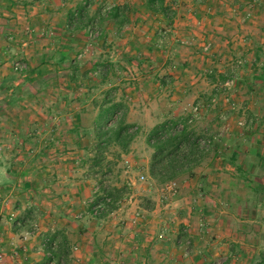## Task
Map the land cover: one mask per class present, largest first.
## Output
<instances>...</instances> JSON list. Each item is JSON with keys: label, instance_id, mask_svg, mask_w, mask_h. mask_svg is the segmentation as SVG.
Listing matches in <instances>:
<instances>
[{"label": "rangeland", "instance_id": "1", "mask_svg": "<svg viewBox=\"0 0 264 264\" xmlns=\"http://www.w3.org/2000/svg\"><path fill=\"white\" fill-rule=\"evenodd\" d=\"M213 1L187 5L170 0L176 14L169 23L151 14L143 0H93L89 17L127 3L131 23L121 30L105 22L67 31V13L81 0H0V80L18 86L14 96L19 98L0 109L1 172L35 164L49 169L46 176L40 170L31 174L43 176L49 189L44 197L35 195L44 205L34 219L39 230L45 219L50 233L59 230L57 246L62 230L70 237L66 264H259L264 254V86L254 74L264 65V0H231L240 9L234 12L209 9ZM223 19L257 24V43L247 52L259 56L254 62L237 66V57L226 48L229 35L216 31ZM175 22L182 26L179 37L171 32ZM216 38L222 54L232 59L229 73L213 78L221 83L232 79L233 85L219 87L216 97L211 93L216 102L198 103L195 117L194 104L182 102L184 95L172 100L168 88H159L160 76L167 70L181 72L191 55L187 49L202 41L210 42L211 57ZM61 52L85 68L103 60L115 66L104 82L89 71L74 83L68 61L59 63ZM207 54L198 49L194 55ZM16 62L26 70L15 71ZM38 65L41 73L35 71ZM108 90L115 101L125 103L126 122L136 125L138 133L126 151L110 143L102 150L101 165L95 166L92 122ZM181 116H192L190 128L211 140L192 171L161 183L149 175L152 149L146 135L154 125ZM45 152L48 156L41 155ZM56 165L59 173L53 175ZM17 189H0V227L6 225L8 200ZM104 197L110 202L93 215L92 204ZM39 232L27 241L18 233L20 244L10 241L4 250L0 228L1 264H36L26 249ZM41 249L40 241L35 253L44 255Z\"/></svg>", "mask_w": 264, "mask_h": 264}, {"label": "trees", "instance_id": "2", "mask_svg": "<svg viewBox=\"0 0 264 264\" xmlns=\"http://www.w3.org/2000/svg\"><path fill=\"white\" fill-rule=\"evenodd\" d=\"M92 2L93 0H81L74 10L68 11L66 17L67 31L80 29L84 26L100 27L105 22H111L117 30H121L131 23L129 16L131 9L127 3L114 4L104 12L102 10L96 12L94 17L91 18L88 16L87 11ZM143 2L151 14L161 15L167 22L171 23L175 12L167 0H143ZM8 7L4 6L3 8L8 9ZM125 60L126 62H131V58L129 57H125ZM65 61H68V56L66 53L61 52L59 63L63 64ZM40 65L35 70L37 73H41L42 71ZM114 66L110 60L97 61L92 64L91 68H85V66L79 64L74 59L68 61V69L72 73L70 80L74 83H76V80L80 76H86L89 71H97L96 73H99L100 81L104 82ZM256 77L264 86V68L261 69V72ZM9 79L14 80V77H10ZM7 81L8 79L0 80V109L3 108L4 104H14L19 100V98L14 96L18 90V86L7 85ZM160 83L164 85L166 82L163 79ZM112 91L108 90L104 100L98 104V112L92 122L97 138V142L94 144L95 155L92 158V164L95 166L101 165L102 150L110 143H115L122 151H126L130 142L138 133L136 125L126 122L127 106L123 101H115L111 95ZM188 120L189 117L186 116L166 119L154 125L147 133L146 142L152 149L148 169L151 178L161 183L172 181L179 175L192 171L201 162L203 155L207 151L208 143H210L211 135L198 136L190 128ZM77 122L82 124L79 117H77ZM78 125L77 123L74 125V130L79 128ZM201 141H203V145L200 143ZM236 156L237 154L234 152L231 154L232 162L235 161ZM28 219H32L31 216L26 219L21 218L16 220L21 223V226L18 227L16 222H14L15 229L26 228ZM53 242H55L54 236L46 235L41 239L44 251L50 252L52 255L49 258L45 256L46 262L44 264L54 259L58 246L53 251L51 248ZM65 248V243L63 242V246L59 245V253L63 252L64 255L67 254ZM54 264H56L55 261ZM221 264H224V262ZM259 264H264V254Z\"/></svg>", "mask_w": 264, "mask_h": 264}, {"label": "crops", "instance_id": "3", "mask_svg": "<svg viewBox=\"0 0 264 264\" xmlns=\"http://www.w3.org/2000/svg\"><path fill=\"white\" fill-rule=\"evenodd\" d=\"M169 1L170 0H167L168 3ZM224 1L225 3L227 2L225 6L222 0L213 1V4L210 3L211 6H209V9L211 10L217 9L219 11L224 9L226 11L230 10L232 12L236 10L237 11L240 10L239 8H236L235 5L231 4V0H224ZM236 1L237 0L235 1L233 0V2H236ZM196 2L197 0H184V3H186L187 5L195 4ZM226 6H228V8ZM205 8H206V11H208V8L207 7ZM172 9L174 10V8ZM174 12L176 14V10H174ZM224 21L227 23H225ZM224 21L220 22L221 25L217 28L216 31L223 33L224 35H226V37L227 35H229L228 36L229 41L226 47L227 51L231 52L234 56L237 57L235 61L240 60L242 61L244 65L251 60L254 62V60H256V58H258L259 56L258 55L256 56V52H255V58H253V56L247 52H250L251 48L255 45V43H257L256 42L257 33L259 30L257 24H254V23L247 24V25L244 24L242 26L240 24H236L234 21H227V20H224ZM173 27L174 29H172L171 32L176 33L177 37H179L178 35V33H180L179 29L182 26H177L175 22L173 24ZM245 35H247V38H245ZM251 37H254L253 40ZM206 43L210 44V42H206ZM203 44L205 43L202 41L200 43H197L198 46L196 45L193 48V50L187 49V51L190 50L188 53H191V55H186L187 56L186 63L188 65L181 72H176V71H171V70L164 71L163 77L160 76L159 81L161 82L164 79L166 83L164 85L160 83V87L158 86V84L155 85V86H158L159 88H163V86H165L164 89L168 88L167 93L169 96H172L171 97L172 100H175L174 95L177 94L178 95L177 100H179L180 97L184 95V99H182V102L183 101L185 102L186 100V102H191L194 105H197L198 103H204L205 101L207 102V100H208L207 102L208 104L210 102H216V100L212 96L210 97L209 95H211V93L212 94L214 93V97H216L215 94L217 92V89L220 87L221 82H218L217 80L215 81V79L213 78V75H217V74H220L221 76L227 75V73H229V68H228L230 64L229 60H231L232 58L229 55L222 54V51L224 49L219 48L220 45L218 44L217 38L213 40V46H212L213 49L211 48V51L215 52V54L212 53L211 57H210V54L209 55L207 54L205 58L194 55L198 53V49H200ZM221 45H224V43L221 42ZM229 48L234 49V51H229L228 50ZM263 68H264V65L262 69ZM241 72H243V70H241ZM260 72H261V69L259 70V73ZM259 73L254 74V75L258 76ZM158 75L159 74H157V76ZM170 81L171 83L167 86L166 84L169 83ZM209 89H210V92L208 93L207 91H209ZM189 94L194 95L192 96L191 101L189 100ZM220 99L221 98H217V102L220 101ZM202 105L203 104H201V106ZM250 154L252 155L251 157L253 158L255 156L257 157L258 155L256 152H252V151ZM41 155L48 156L46 152L45 154L43 153ZM32 157H34V155ZM54 167L57 170L51 171V174L54 175L55 173V175H57L59 173V168L57 165ZM251 167L252 166L250 165L249 166L250 170H252ZM255 168H257V166H255ZM255 168H254V172H255ZM2 169H4V167L0 165V178H1L0 189L1 188L11 189L10 192H12L13 190H16L18 187H20L19 189H17L20 192L18 191V193L14 194L15 196L12 197L13 200H10V199L8 200L9 204H8L7 211H6L7 221L4 222L6 225L5 226L3 225L2 227H0L2 230V241L4 243L3 248L4 250H8L10 241H12L14 245L20 244L18 240L19 231L18 229H15L13 222L21 218L26 219L30 216L32 219H28V220L32 221V220H35L34 217L36 216V212L39 213V215L42 214L43 210L41 207L44 205V200L39 199V198L37 199V197L38 196L44 197L46 192L49 191V189L44 179L42 178L43 176H40L38 177V179H35V178H31L32 177L31 174L35 173L34 172L35 170H40V172L38 171V173L41 174V172H44V175L46 176L47 171L49 169L41 165L36 166V164L34 166L32 165L22 166L21 165L19 168H16L15 166L7 167L6 170H4V172H1ZM36 194H40V195L36 197L35 196ZM9 196H10V193H9ZM0 217L2 218L4 217V215L0 214ZM53 219L58 220L56 218H53ZM49 221H50L49 219L41 220V223L43 225L39 230L40 231L39 234L36 237H34L30 241V243L29 242L27 243L29 247L28 249H26V251H29L30 253L29 255H27V253L25 252V255L28 256V259L31 261V263L34 262L36 264H44V262H46L44 255H41V254L39 255L35 253V247L41 241L42 237L46 235L47 236L50 235V236H54L55 239H57V237L59 236V230H57L56 232L54 231L50 233ZM221 222H223V219H221ZM26 224L28 225V222ZM63 233L64 231L62 230L61 231L62 238H61L60 244H59V240L57 241L58 249L54 255V261L56 264H66L65 262H67L66 261L67 255H68L67 246H68V241L70 240V237L68 235L64 236ZM63 242L65 243V247H66L65 252L67 253L65 255L63 252L59 253V245L63 246ZM20 251H23V250H20Z\"/></svg>", "mask_w": 264, "mask_h": 264}, {"label": "built area", "instance_id": "4", "mask_svg": "<svg viewBox=\"0 0 264 264\" xmlns=\"http://www.w3.org/2000/svg\"><path fill=\"white\" fill-rule=\"evenodd\" d=\"M210 47H211V45L209 43H205V44H203L201 46L200 50L203 53L207 54L210 51ZM237 63H238L237 66H240L242 64V61L239 60V61H237ZM14 70L18 71V72H22V71L26 70V66L22 62H16L14 64ZM95 74H96V72H95ZM232 85H233V80L227 78L222 83H220V88L230 89L232 87ZM198 111H199V106L198 105H194L192 110H191V113H192L191 115L196 117L198 115ZM191 120H192V116H190V118L188 120V123L191 122ZM140 179H143V176H140ZM109 202H110V199L107 198V197H104L100 201L94 202L92 207H91V213L93 215H100L104 211L105 205L108 204ZM15 222H16L18 227L21 226L20 222H17V221H15ZM27 222H28V225H27L26 228H22V229L18 230L19 231V235L21 236L23 241H27L28 239H31L39 231V227L35 223V220H32V221L30 220V221H27ZM51 248H52L53 251L56 250V248H57L56 242H53L51 244ZM41 251L44 253V256H47L48 258L52 256L50 252H45L44 251V246L43 245H42ZM2 260H3L2 256L0 255V264H1ZM47 264H54V259L49 260Z\"/></svg>", "mask_w": 264, "mask_h": 264}]
</instances>
